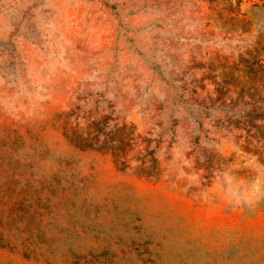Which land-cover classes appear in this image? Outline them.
<instances>
[{
  "label": "rangeland",
  "instance_id": "374dc122",
  "mask_svg": "<svg viewBox=\"0 0 264 264\" xmlns=\"http://www.w3.org/2000/svg\"><path fill=\"white\" fill-rule=\"evenodd\" d=\"M0 264H264V0H0Z\"/></svg>",
  "mask_w": 264,
  "mask_h": 264
}]
</instances>
